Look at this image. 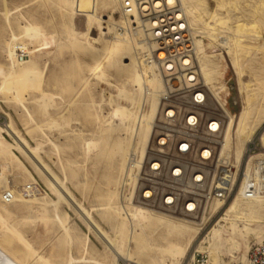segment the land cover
Masks as SVG:
<instances>
[{"label":"rangeland","instance_id":"374dc122","mask_svg":"<svg viewBox=\"0 0 264 264\" xmlns=\"http://www.w3.org/2000/svg\"><path fill=\"white\" fill-rule=\"evenodd\" d=\"M71 1L67 0L59 4L58 0H0V126L5 127V123L11 121L29 147H36L37 143L41 142L36 151V159L46 165L49 172L64 184V189L70 197L81 204L86 220L94 228L109 231L108 226L100 218L99 209L102 193L106 191L104 176L109 165L108 147L114 137L123 136L120 131L113 129L120 124V120L111 114L112 107L117 103L127 105L128 101L124 95L123 97L122 94L119 95L118 90L121 93L124 90L131 91V87H134L127 80L129 74L124 64L129 61L130 55L126 52L114 54L110 59L113 66L105 62L104 77L89 76L87 87L80 84L78 76L82 73L87 75V66L94 61L96 54L102 51L104 43L124 17L119 7V0H97V6L91 0H78L75 10L71 8ZM189 1L195 7V14L199 16L193 26L190 24L192 30H195L193 36L202 37L206 41L214 37V40L212 39L214 51L224 55L228 63L224 73L228 87L226 107L232 113L238 111L241 99L229 65L231 52L232 56L235 54L238 62H242L240 63L242 80L252 89L251 101L255 104L254 116H257L255 119L259 124L256 134L258 136L259 131L264 129V0ZM187 19H189L188 14ZM241 22L248 24L247 29L235 34L236 24ZM27 23H31V27L27 31H22L23 25ZM105 24L109 26L108 33L93 39L101 30H107L103 28ZM35 30L42 31L43 36L34 32ZM210 32L213 36H210L212 35ZM219 36L228 37L230 54L219 42ZM234 39L239 41L236 42ZM88 40L93 42L96 49L93 53L85 49ZM244 61H248L250 65L248 62L243 63ZM25 68H35L42 72L39 85L35 87L34 83L31 85L17 78L6 80L7 71H21ZM11 86L18 93L20 100H16L13 91L10 90ZM41 92H47L50 97L45 101L42 100ZM207 94L206 109L221 114L209 93ZM231 96L236 98L235 106L230 103ZM23 106L32 115V120L27 117ZM158 109L159 103L154 121L158 116ZM50 117L55 119L53 121L55 125L49 121ZM225 120L224 117V122ZM47 122L53 125H48ZM33 123L37 124V129L35 124L32 126ZM14 138L13 134L0 130L1 175L3 174L8 180L7 184L14 194L21 193V187L26 183L37 185L40 193L35 194L39 199L30 200L27 204L15 200L5 205L11 212L8 221L12 223L14 229H6L0 224L2 245L10 249L22 264L23 262L24 264H64L63 258L67 249L74 256L81 255V243L87 235L90 253L95 257H102L107 246L105 240L94 228L92 230L87 228L83 213L81 214L73 204L57 199L47 179L38 171L33 161L35 159L16 147ZM1 163H7L9 169L1 168ZM120 177L118 173L114 201L115 204L122 206L118 193ZM1 185L0 183V204L3 203L1 194L6 191ZM50 199L54 200V204L46 203L47 208L42 211L39 207L40 202ZM133 204L137 203L133 202ZM140 206L147 207L141 204ZM254 208V203L240 201L236 213L232 214L230 220L224 224L217 222L219 215L222 214V211H219L195 237L181 264H184L183 261L194 251L208 253V243L205 239L210 235L211 228L217 227L220 232L219 264H244L250 246L264 239V213L254 216L250 212ZM154 210L189 220L200 218L162 209ZM56 217H59L64 224H60ZM64 225L70 236L68 243L65 241L67 235ZM148 230L150 234H155L157 228L151 226ZM131 259L145 264V260L140 256ZM117 262L124 264L128 260L124 256ZM80 264H90V262Z\"/></svg>","mask_w":264,"mask_h":264},{"label":"bare ground","instance_id":"6f19581e","mask_svg":"<svg viewBox=\"0 0 264 264\" xmlns=\"http://www.w3.org/2000/svg\"><path fill=\"white\" fill-rule=\"evenodd\" d=\"M58 1L59 4H63L67 0ZM91 1L96 3L97 6V0ZM188 1L189 0H131L133 10L129 13H124L119 0V7L122 11L121 13L124 17V20H122L121 24H119L118 27L114 29L112 35L104 43L102 51L96 54L94 61L87 66V75L83 73L80 75V72L78 73L80 84L84 87H87L90 80L89 76L92 78L104 77L105 72L103 70V65L105 62L109 66H113V63L110 59H112L114 54L126 52L130 55L129 61L124 62V64L126 65L129 74L127 80H129V83H131L134 87H131V91L124 90L125 92L121 89V93L118 90L119 95L122 94V97L124 95V98L128 101L127 105L117 103L112 107L111 114L120 120V124L114 126L113 129L120 131L123 136L118 135L114 137L111 140L110 146H107L109 151V165L107 174L104 176L106 191L102 193V201L100 203L101 208L99 209L101 210L99 213L100 218L105 223V225L108 226L109 231H106L105 229L102 230L98 227L94 228L92 224L86 220V215L84 216V208L81 206V204L77 200H73V198L70 197L68 192L64 189V184L54 174L52 175L49 172L46 165L40 162L38 158L36 159V151L40 147L41 142L37 143L36 147H29L26 144L23 136H21L18 130L15 129L11 121L5 123V127L0 126V130H5L6 132L11 133V135H14L16 147L25 151V153L31 156V158L33 157V159H35L33 161L35 162L38 171L45 177V179H47L48 184L52 191L56 194L57 199H63L67 204H73L81 212V214L83 213L87 228L90 230L94 228L95 231H97L101 235L102 239H104L107 243L106 251L103 252L104 255H102V257H95L90 253L89 239L88 236L85 235L81 243V255L74 256L67 249L63 258L64 264H80L82 262H90V264H118L117 260L124 256L127 257L129 262L134 261V263L137 262L131 258L134 256H140L145 260V264H181L183 257L185 256L191 244L194 242L195 237L200 233L201 230L205 228L207 223L219 213V211H222V214L219 215L217 222H223V224L226 223L227 220H230V216L232 214L236 213L240 201L254 203L255 208L250 211L254 216H259V214L264 213V198L258 196L242 198L239 193H235L227 200H223L221 197L213 198L207 206L206 212L202 214L198 220L174 217L170 216L169 214H164L163 212L159 213V211L155 212V210L152 208L140 206V204H133L132 202H128L125 207L115 204L116 202L114 201V198L117 191L115 186L118 173L120 177L125 168L127 155L132 149H136L137 152L140 153L143 152V149L152 132L159 99L163 91L162 78L156 69L155 63L149 60V56L151 55L152 51L157 49V44L154 41H151L152 38H150V36L152 33H150L149 30L154 24H156L157 21H174V26H171V28L169 26L168 30L175 31V29H180L184 33L182 36L187 35L191 38V51L196 61V69L191 74H189L188 80L192 81L198 77L202 81V83L206 86L211 99L214 101L218 110L226 119L224 122L222 139L220 140V146L218 150L219 157L230 158L235 165H239L243 159V153L247 147V142L255 137L260 142V149L256 152L254 157H261L264 155V129L259 131L258 136L256 135L259 124L258 121L256 123L255 118L257 116H254L255 104L251 101V97L253 96L251 93L252 91L250 92L252 89H250L247 82L242 80V68L240 65L242 62H238L239 60L236 58L235 54L232 56L231 52V60L228 57V60L231 61L229 62V65H231L233 76L235 78L236 90L241 99V106L239 107L238 111L236 113H232L226 107L225 98V95L228 93V87L224 80V73L228 67V63L224 55H222L220 52L214 51V37L212 38L213 40L210 38L206 41L202 37L195 38L193 36V32L195 30H192L191 26L195 24L194 22L199 16L197 17L194 10L195 7L189 3L190 1ZM77 2L78 0L71 1V8L73 10L76 9ZM162 5L174 8L163 12L158 16H152L151 14H153L154 11H159ZM187 14L189 15V19H187ZM153 18H156V20H153ZM222 22H219V24H222ZM31 25V23L24 24L22 31H27ZM247 25L248 24L245 22L237 23L235 28L236 30L234 29L235 34L236 32L238 33L239 31L247 29ZM108 27L109 26H106L105 24L103 28H107V30H101L99 35L93 39H98L99 37L106 35L108 33ZM30 30L32 29L30 28ZM34 32H37L40 36H43L42 31L39 32L35 30ZM213 32L215 31L213 30ZM202 34L206 35V33ZM210 36H213V34ZM234 38L236 37L234 36ZM235 41L237 42L239 40L237 39ZM219 42L225 47L226 52L230 54V42H228V37L219 36ZM85 49L90 53L96 51L93 42L89 40L86 42ZM231 49L233 50V48ZM239 52H241V50ZM155 53L158 56L162 55L161 51L155 50ZM124 57L127 58L125 55ZM242 58L244 57L242 56ZM76 61L78 60L76 59ZM186 61V59L183 60L184 63ZM245 62L248 61H244L243 63ZM248 64L250 65L249 62ZM171 66V63L166 65L167 69H170ZM195 74H197V76ZM5 78L7 81L10 78L21 79L23 82H28L31 85L34 83V86L36 87V85H39L42 80V72L35 68H25L21 71H7L5 73ZM10 90L13 91L16 100H20L18 93L13 89L12 86ZM49 97L50 96L47 92H41L40 98L42 100L45 101ZM20 103L22 104V101ZM23 108L28 115L27 117L32 120V115L28 112V110H26L24 106ZM168 114H171V112H168ZM34 119L35 118H33V120ZM190 119H192V117H190ZM49 121L53 122L55 119L50 117ZM34 124L35 128L37 129L36 123H33L32 126H34ZM55 124L56 123H54V125ZM216 124L217 123L213 121L210 125L215 126ZM48 125L53 124L49 123ZM87 143L88 142H86V145H88ZM90 144L95 143L90 142ZM1 168H5L6 170L9 169L7 163H1ZM1 173L2 171H0L1 186L13 193L7 184L8 180L3 174L1 175ZM26 185L30 184L26 183L24 186L22 185L23 187L20 186L21 193H13V199L11 201H3V203L0 204V224L5 226L6 229H14L12 223L10 224L8 221L11 212L5 206L7 203L18 200L23 204H27L30 200L39 199V197L35 196L33 192H26ZM46 203L54 204V200L50 199L49 201L46 200L45 202H40L39 207L42 209V211L46 210ZM57 219L60 224H64L59 217ZM223 224L220 223V225ZM151 226L157 228L155 234H150L148 227ZM63 227L65 234L67 235L65 237V241L68 243L70 236L68 234L67 227L65 225ZM219 233L218 227L211 228L210 235L207 237V239H205V241L208 243L207 256L211 264L220 263V249L218 243ZM12 253L13 252H11L10 249L4 247L0 242V264H22V262Z\"/></svg>","mask_w":264,"mask_h":264},{"label":"built area","instance_id":"2783aa9c","mask_svg":"<svg viewBox=\"0 0 264 264\" xmlns=\"http://www.w3.org/2000/svg\"><path fill=\"white\" fill-rule=\"evenodd\" d=\"M120 2L124 13L133 10L131 0ZM172 8L162 5L151 15L158 16ZM173 22L157 21L149 30L151 41L157 44L155 50L162 52L158 56L153 50L149 60L155 63L162 78L163 91L143 152L132 149L127 155L118 187L122 206L134 202L198 218L213 198L227 200L235 193L242 198H264V155L254 157L260 149L258 139L247 142L239 165L230 158L219 157L224 117L206 109L208 91L202 81L198 77L188 80L196 69L191 38L182 36L180 29L168 30ZM169 63L172 66L167 69ZM213 121L215 126L210 125ZM27 191L40 193L35 184L26 185ZM1 199L11 201L13 193L3 191ZM183 262L211 264L204 251H194ZM244 264H264V239L250 246Z\"/></svg>","mask_w":264,"mask_h":264},{"label":"water","instance_id":"95a60500","mask_svg":"<svg viewBox=\"0 0 264 264\" xmlns=\"http://www.w3.org/2000/svg\"><path fill=\"white\" fill-rule=\"evenodd\" d=\"M226 95H225V98H226ZM230 103H231L232 106L236 105V98L234 96H231Z\"/></svg>","mask_w":264,"mask_h":264}]
</instances>
